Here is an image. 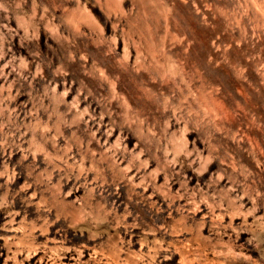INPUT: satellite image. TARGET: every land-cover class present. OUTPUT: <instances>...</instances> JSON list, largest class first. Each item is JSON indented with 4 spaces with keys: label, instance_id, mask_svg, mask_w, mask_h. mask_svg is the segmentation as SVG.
Returning <instances> with one entry per match:
<instances>
[{
    "label": "rangeland",
    "instance_id": "rangeland-1",
    "mask_svg": "<svg viewBox=\"0 0 264 264\" xmlns=\"http://www.w3.org/2000/svg\"><path fill=\"white\" fill-rule=\"evenodd\" d=\"M0 264H264V0H0Z\"/></svg>",
    "mask_w": 264,
    "mask_h": 264
}]
</instances>
